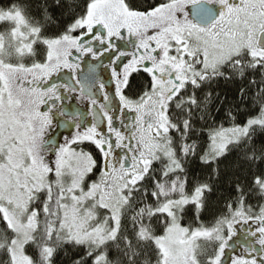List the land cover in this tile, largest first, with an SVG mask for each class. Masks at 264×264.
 <instances>
[{
    "label": "rangeland",
    "instance_id": "obj_1",
    "mask_svg": "<svg viewBox=\"0 0 264 264\" xmlns=\"http://www.w3.org/2000/svg\"><path fill=\"white\" fill-rule=\"evenodd\" d=\"M191 1L174 2L179 15L185 17L186 6ZM261 2L264 6V0ZM247 3L251 11H257L254 26L246 30V25L238 23L234 37H223L227 45L222 58H232L239 52H247V55L252 52V57L249 56L254 59L264 58V48L259 47L254 39H249L250 35H259V31L264 29V16H261L264 15V8L260 4L253 7L248 1ZM125 7L140 10L129 5L126 0H91L88 15L84 20L89 19L91 15L95 16L109 25V32L115 33L124 27L126 22L140 18L129 14L128 9L123 11ZM169 13L167 11L163 15ZM67 34L72 36V33ZM61 35L44 37L38 23L27 18L19 8L0 11V209L15 231L11 241L14 264H31L25 246L32 239L39 224V215L32 203L43 191H47V196L52 194L51 197L58 200L56 208L60 214L59 226L64 227L77 240H92L95 243H99L100 236L113 234L119 223L121 208L128 204L131 198V192L126 189L128 184L115 185L112 181L103 183L100 182L104 179L103 175L97 178L98 176L89 174L91 170L88 164L91 156L85 151L73 148L62 158L61 153L51 157L41 147L44 135L51 130L52 119H48L50 122L45 128L34 116L32 111L38 113L39 108L35 106L34 99L29 95V91H26L24 83L32 82L35 77L48 79L73 51V44L68 45L61 61L59 43L55 42ZM214 49L204 46L205 68L216 69L221 66L220 53L213 55ZM241 66L242 64H231L228 67L239 69ZM56 95L54 91V98ZM262 119L264 120L262 116L252 117L244 123H237L233 118L231 125L217 127L211 133V149L208 156L220 153L231 142L245 137L251 127ZM153 121L151 127L155 126ZM155 122L157 128L155 126L150 134H155L154 132L159 131L162 126L163 129L170 130L165 127L167 120L163 117H159V120L156 118ZM143 135L156 142L147 150L145 156L148 160L146 159L143 170L149 169L154 161L153 151L158 150L161 151L159 157L164 166L165 178L155 183L160 195L165 198L158 209L166 211L169 216L166 231L154 237L163 254L162 264H234V259L228 260V257H225V260L221 261V258L226 253L225 245L236 235H240V241L244 240L241 236H247L249 239L246 243H239L235 250L240 254L239 259H242L238 264H264V252L257 251L253 255H245L253 252L250 244L253 241L259 245L264 244V205L258 214L238 208L213 226L184 225L181 222L180 208L189 201H198L202 192L200 189H186V181L179 174L176 156L193 151L196 147L189 141L182 142L179 153L175 151L174 157L172 148L167 146L170 142L168 136L153 138L147 131ZM152 147L157 149L152 150ZM59 162L62 165L60 168L56 167ZM50 170L53 172H49ZM145 172L130 177L131 182L136 184L135 182L141 181ZM135 214L137 213L128 214L129 218H135ZM245 224L250 227L247 232L251 236L245 233ZM252 236L255 238L251 239ZM255 256L257 260L253 258Z\"/></svg>",
    "mask_w": 264,
    "mask_h": 264
},
{
    "label": "flooded vegetation",
    "instance_id": "obj_2",
    "mask_svg": "<svg viewBox=\"0 0 264 264\" xmlns=\"http://www.w3.org/2000/svg\"><path fill=\"white\" fill-rule=\"evenodd\" d=\"M200 1L209 3L213 13H193L192 5ZM247 1L253 7L263 4L261 0H192L185 9L187 24L191 26L184 30L185 37H177L185 29L180 19H186L179 15L174 2L150 12L125 7L123 11L128 9L129 14L140 18L126 22L115 33L108 31L106 22L91 15L69 32L72 36L64 33L58 37L55 42L59 43L61 61L68 45L73 44V51L48 79L35 77L24 83L39 108L38 113L32 111L34 116L45 128L48 119H52L51 130L41 143L43 150L51 157L61 153L62 158L73 148L85 151L91 156L88 168L105 170V175L120 177L144 172L148 160L145 155L156 142L142 134L147 131L155 138L169 133L162 126L150 134L157 128L155 119L163 117L167 120L165 127L170 128L176 100L187 88L200 86L210 74L226 69V65H241L244 61L241 52L228 59L222 56L227 45L223 37H234L238 23L246 25V30L254 26L257 11H251ZM167 11L170 13L163 15ZM196 16L203 17L202 21ZM262 31L249 39L258 45ZM205 45L217 48L213 55L220 53V67L205 68ZM249 55L252 57V52ZM243 227L251 236L247 232L250 227ZM241 237L243 241L236 235L225 245L221 261L227 254L228 260H235L234 264L242 260L235 250L249 239ZM250 244L253 252L245 255L264 252V244ZM253 258L257 260V256Z\"/></svg>",
    "mask_w": 264,
    "mask_h": 264
},
{
    "label": "trees",
    "instance_id": "obj_3",
    "mask_svg": "<svg viewBox=\"0 0 264 264\" xmlns=\"http://www.w3.org/2000/svg\"><path fill=\"white\" fill-rule=\"evenodd\" d=\"M175 1L126 0L142 11H152ZM90 2L0 0V11L19 8L27 18L38 23L44 37L58 36L74 30L87 17ZM182 18L186 19H180L185 29L177 37H185L184 30L191 27L187 24V14ZM242 58L244 61L239 69L230 70L226 65V69L210 74L200 86L187 88L177 98V108L172 110L173 126L166 135L170 140L168 148H172L175 157L182 142L189 141L196 147L176 156L186 189L202 192L198 201H189L180 208L181 222L188 227L213 226L238 208L258 214L264 205L263 119L251 127L245 137L231 142L220 153L208 156L211 133L217 127L231 125L233 118L237 123L252 117L264 118V58L254 59L245 52ZM160 153L152 156L154 161L136 184L130 179L134 175H105V170L101 169L89 173L97 178L103 175L100 181L103 183L128 184L126 189L132 198L121 208L113 234L100 236L99 243L77 240L60 227L58 200L51 197L52 194L47 196V191L40 193L32 203L39 215V224L25 246L31 264H162L163 254L154 237L166 231L169 216L158 209L165 201L155 184L165 178ZM134 213H137L135 218H129L128 214ZM14 235V229L0 209V264H14L11 255Z\"/></svg>",
    "mask_w": 264,
    "mask_h": 264
},
{
    "label": "water",
    "instance_id": "obj_4",
    "mask_svg": "<svg viewBox=\"0 0 264 264\" xmlns=\"http://www.w3.org/2000/svg\"><path fill=\"white\" fill-rule=\"evenodd\" d=\"M192 12H198L200 15H205L207 12L212 14L214 9L205 1L194 4L192 7ZM198 21H202L203 17L196 16ZM259 45L264 47V31L261 33L259 38Z\"/></svg>",
    "mask_w": 264,
    "mask_h": 264
}]
</instances>
